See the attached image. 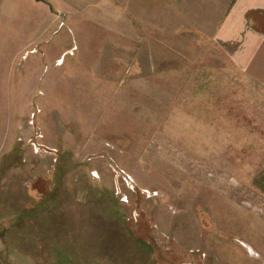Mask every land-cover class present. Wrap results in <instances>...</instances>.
Segmentation results:
<instances>
[{
    "label": "rangeland",
    "instance_id": "obj_1",
    "mask_svg": "<svg viewBox=\"0 0 264 264\" xmlns=\"http://www.w3.org/2000/svg\"><path fill=\"white\" fill-rule=\"evenodd\" d=\"M63 31L57 60L0 37V258L264 264V87L231 47Z\"/></svg>",
    "mask_w": 264,
    "mask_h": 264
},
{
    "label": "crops",
    "instance_id": "obj_2",
    "mask_svg": "<svg viewBox=\"0 0 264 264\" xmlns=\"http://www.w3.org/2000/svg\"><path fill=\"white\" fill-rule=\"evenodd\" d=\"M120 20L125 30L119 29ZM85 25L114 33H127L132 27L161 35L192 30L230 46L233 66L264 87V0H0L2 46L8 44L14 53L29 51L57 60L56 54L65 51L60 31ZM19 28L22 37L16 41L14 29ZM112 35L104 43H124L128 38ZM105 59L109 58H102L100 67ZM11 250L16 253L14 264H37L31 256H18L16 248L2 249ZM5 260L0 258V264H12Z\"/></svg>",
    "mask_w": 264,
    "mask_h": 264
}]
</instances>
